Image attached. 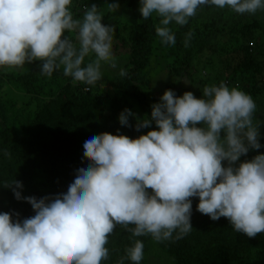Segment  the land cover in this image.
Wrapping results in <instances>:
<instances>
[{
  "label": "clouds",
  "instance_id": "clouds-1",
  "mask_svg": "<svg viewBox=\"0 0 264 264\" xmlns=\"http://www.w3.org/2000/svg\"><path fill=\"white\" fill-rule=\"evenodd\" d=\"M138 2L140 17L159 18L155 33L168 45L175 44L169 25H186L201 6L227 7L237 14L264 10V0ZM72 4L0 0V67L39 61L42 75L51 77L62 67L66 77L86 85L100 80L101 62L115 68L113 27L102 23L95 4L85 7L82 19H74ZM115 8L108 4L112 13ZM65 33H75V41ZM90 54L95 59L85 63ZM119 74L127 75L125 70ZM256 110L250 95L223 83L205 86L200 98L165 90L143 117L125 108L117 118L121 126L137 132L155 128L136 138L119 130L88 134L81 144L86 162L76 168L66 193L37 199L22 196L19 181L6 186L35 215L20 220L19 213L0 212V264H101L117 224L133 225V236L150 234L162 241L177 232L180 239L193 229V197L198 198L196 210L212 221L224 217L249 238L264 233V153L241 160L264 148V121L255 118ZM143 248L135 241L126 249L127 259L140 264Z\"/></svg>",
  "mask_w": 264,
  "mask_h": 264
},
{
  "label": "trees",
  "instance_id": "trees-1",
  "mask_svg": "<svg viewBox=\"0 0 264 264\" xmlns=\"http://www.w3.org/2000/svg\"><path fill=\"white\" fill-rule=\"evenodd\" d=\"M90 1L73 0L74 19L82 15L76 3L83 7ZM128 1V23L112 26L111 41L112 49L120 50L127 59L122 68L126 76L101 73L100 80L86 85L66 77L62 67L51 77L42 75L39 61L26 62L28 69L18 75L1 74L22 95L43 103L34 112L17 109L15 103H0V212L19 213L20 220L35 215L30 204L17 201L6 188L15 180L22 183L21 195L25 197L66 193L76 168L86 162L81 144L88 134L115 135L119 130L136 138L153 130L155 125L137 132L121 126L117 118L125 108L139 117L150 114L155 100L149 73L159 59L164 60L169 76L179 78L190 69H198L210 79V86L223 83L245 92L255 102L264 100V62L258 57L264 46V12L243 15L227 7L201 6L186 25L171 27L175 44L168 45L155 33L159 24L153 15L140 17L138 0ZM169 89L174 91L168 84L163 88ZM134 123L130 117L129 124ZM260 131L264 133V127ZM261 153L264 148L249 151L241 160ZM190 199L193 229L189 233L176 239L174 232L171 239L156 241L150 234L133 236L129 230L133 225L125 228L117 224L105 245L108 258L101 264H133L126 257V249L137 240L144 245L140 264H148L147 256L154 248L169 264H254L259 259L264 252V233L255 238L238 233L226 218L212 221L198 212V198Z\"/></svg>",
  "mask_w": 264,
  "mask_h": 264
},
{
  "label": "rangeland",
  "instance_id": "rangeland-1",
  "mask_svg": "<svg viewBox=\"0 0 264 264\" xmlns=\"http://www.w3.org/2000/svg\"><path fill=\"white\" fill-rule=\"evenodd\" d=\"M115 4V11L112 13L108 9V4ZM129 1L128 0H93L88 2L87 6L91 7L95 4L101 13H103L102 22H106L107 24H111L114 27L115 23H124L127 22L130 18V10H129ZM78 5V9L82 12L81 16H77L76 19L83 18V12L86 6L81 7V4L76 3ZM77 9V8H76ZM73 16L75 15V8L71 9ZM260 11L264 12V10H258L257 14H260ZM247 14V13H245ZM243 14V15H245ZM153 19L157 20V24H159V18L153 14ZM176 24L173 22L169 25V27H174ZM70 39H76L75 33H65ZM122 51V50H121ZM113 57L115 59L116 67L113 68L109 63L101 62V73L109 74L110 76H114L120 73V70L124 67L127 59L123 54L120 53V50H113ZM258 57L260 60L264 62V46L261 48V52L259 51ZM95 59L94 54H90L85 58V63H88ZM28 69V66L24 65L22 68H9V67H0V103L8 104L15 103L16 108H24L29 111H36L37 108L43 103L42 100H39L38 103L35 101H31L27 96L22 95L19 89L13 85V82L10 79L3 77L1 74H12L18 75L21 72H24ZM150 76H149V86L152 92L153 103L159 102V97L163 94L164 86L166 84L170 85L177 96H181L184 92L190 91L196 98H200L201 92L205 86H210V79L204 76V73L199 71L198 69L193 70L190 69L185 73L184 76L176 78L174 76H169L168 71L166 70V65L163 59H159V63L153 62L152 67L150 68ZM264 90V88H263ZM258 92L259 89H257ZM263 92V91H262ZM156 97H155V95ZM258 98H263L262 96H258ZM264 100H260L255 102L257 106V110L255 113L256 119H262L264 117ZM28 105L26 106V103ZM261 102V103H260ZM33 111V112H34ZM136 114V113H135ZM199 126V125H198ZM148 264H169V261L166 259L164 255L161 254L158 248H154L152 253L147 256ZM254 264H264V252L259 256V259Z\"/></svg>",
  "mask_w": 264,
  "mask_h": 264
}]
</instances>
